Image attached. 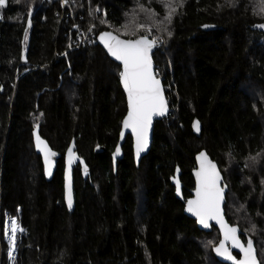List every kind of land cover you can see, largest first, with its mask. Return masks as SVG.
<instances>
[{"label": "trees", "instance_id": "trees-1", "mask_svg": "<svg viewBox=\"0 0 264 264\" xmlns=\"http://www.w3.org/2000/svg\"><path fill=\"white\" fill-rule=\"evenodd\" d=\"M235 2L230 7L226 0H186L170 26L171 37L153 32L164 41L152 58L169 114L154 124L150 151L138 167L127 137L114 170L111 154L126 101L118 65L95 40L104 31H124L133 0H69L72 18L61 0H6L0 8V264H8L2 225L11 218L25 229L11 264H223L203 247L204 240L218 244L219 232L199 231L170 183L178 168L183 198L191 197V173L201 151L229 184L225 217L243 234L244 212L235 218L229 205L232 199L246 205L258 228L248 236L259 255L264 160L258 172H248L245 163L258 153L264 157V29L254 27L264 24V13L260 0ZM97 6L103 11L96 15L115 27L91 19L89 8ZM151 7L159 17L165 14L156 0ZM137 21L151 26L143 13ZM90 23L92 45L68 52L74 25L87 30ZM194 121L201 125L199 135L192 131ZM34 124L61 157L49 182L34 149ZM71 143L87 175L74 169L75 206L69 212L63 157ZM98 147L104 151L95 154Z\"/></svg>", "mask_w": 264, "mask_h": 264}, {"label": "snow or ice", "instance_id": "snow-or-ice-1", "mask_svg": "<svg viewBox=\"0 0 264 264\" xmlns=\"http://www.w3.org/2000/svg\"><path fill=\"white\" fill-rule=\"evenodd\" d=\"M17 3L20 0H16ZM69 0H61V6L64 7ZM134 7L128 12L124 13L126 18L125 23L121 25L124 29L121 32L120 28H116V32H121L120 35H114L112 31H104L99 35V41L103 47L107 50V53L115 61L119 62V79L120 84L123 87L127 96V115L123 120V127L130 129L133 141L134 149L137 157L148 147V131L152 123L154 116H164L168 111L167 100L163 94L161 81L157 78V72L154 70L152 53L153 49L158 47L159 44L164 41L161 40L159 35H154L152 27L156 32L165 34L168 37L172 36L170 26L173 23V19L176 15L180 14L179 10L185 6L186 0H156L165 9V14L159 17L155 10L151 7L152 0H148L147 5L143 0H133ZM226 3L230 7H235V0H226ZM6 6V0H0V8ZM218 7H220L218 5ZM103 10L97 6L95 8H89V16L92 20L99 19L101 24H106L109 27H115L111 25L105 18L97 16V13ZM260 12L264 13V0H260ZM143 13L145 14V20L151 22V26L144 27L143 23L137 21V16ZM32 10L29 9L27 21L28 27H31ZM106 15V13H105ZM28 27L24 29L25 40L28 38ZM79 33V26L74 25ZM95 25H89L88 31L91 32ZM208 28L211 25H203ZM254 27L264 29V24H257ZM143 31L144 34L140 35L139 32ZM121 35H135V39H122ZM79 39V36L77 37ZM21 59H24L23 53ZM38 125L34 124L33 137L37 152H39L43 158L45 175H51V169L53 166V158L57 155L44 139L35 130ZM193 128L195 131H200L199 121L193 122ZM123 136V132L121 133ZM231 147V146H230ZM120 147L116 148L114 153V159L116 155H119ZM261 153L257 156H249L247 160H251L253 164L259 163ZM229 160H232V152L226 153ZM79 159L73 152V147L68 148L67 152V164L71 167L74 160ZM198 168L194 172L196 179V185L194 189V196L188 199L186 202L185 211L195 217L196 222L204 229L209 228V221H215L220 228L221 239L217 245L213 240H206L203 242V247L207 250L211 248L218 257H222L226 261H230L231 264H264V247H260L259 255L257 245L248 236L249 233L255 235L258 232L257 225L251 219L250 214L246 211V205L240 204L237 212H244V215L240 219L244 220L248 227L245 229V235L248 236L247 243H243L238 236V225L230 226L224 218V211L222 205L227 204L229 184L225 181L224 176L221 174L216 163H213L205 152H200L196 157ZM81 164L84 162L81 160ZM245 167L248 164L245 163ZM225 172L228 169H224ZM85 175H87V168H84ZM177 172L179 169L177 168ZM176 183L177 195H181V187L179 180H174ZM249 182H251L249 180ZM261 184L264 185V178L261 179ZM73 193L71 179L68 170L65 171V199L69 209L72 208ZM19 211V209H18ZM261 215V213H257ZM10 231V235H9ZM25 229L20 226L15 218L10 221H5V239L8 240V257L10 260H14V253L17 251V237L22 235ZM264 245V241L261 242ZM231 249H237L240 253V258L237 260L233 256ZM147 255V253H145Z\"/></svg>", "mask_w": 264, "mask_h": 264}, {"label": "water", "instance_id": "water-1", "mask_svg": "<svg viewBox=\"0 0 264 264\" xmlns=\"http://www.w3.org/2000/svg\"><path fill=\"white\" fill-rule=\"evenodd\" d=\"M100 34H101V33H100ZM100 34H99V35H100ZM113 34H114V33H113ZM99 35H98L97 38H96V43H97V45H99V46L101 47V49L106 53V55L108 56V58H109L112 62H114L116 65H119V62H118V61H115L112 57H110V56L108 55L107 50L103 47V45H102V44L100 43V41H99ZM114 35H115V34H114ZM122 39H124V38H122ZM154 51H155V48L153 49L152 57H153ZM23 56H24V55H23ZM21 60H22V59H21ZM22 62H23V63L25 62V56H24V59L22 60ZM153 65H154V62H153ZM154 70H155V67H154ZM157 78H158V77H157ZM158 79H159V78H158ZM160 81H161V80H160ZM119 85H120V87H121V90H122V92H123V94H124L125 101H126V114H125V116H124V118H125L126 115H127V110H128V109H127V96H126V93H125L124 90H123L122 85L120 84V79H119ZM161 86H162L163 94H164V96H165V91H164V86H163V84H162V81H161ZM165 98H166V96H165ZM166 100H167V99H166ZM167 106H168V111H167V113H166L164 116H154V117H153V119H152V123H151V125H150V127H149V131H148V147H147L143 152L140 153L139 157H137V155H136V153H135V149H134V141H133V136H132L131 130H130V129H125V128L123 127V120H124V118L122 119V122H121V129H120V132H119L118 143H117V145H116V147H115L113 153L111 154L112 166H113V169H114V170H116L117 163H118L120 160H122V158H123L122 147H123V145H124L125 140H126L127 137H130V138H131V141H132V150H133V158H134V162H135L136 167H138V165H139L141 159H143V158L149 153V151H150L151 144H152V139H153V128H154V124H155L156 122H158V121H161V120L165 119V118L168 116V114H169V105H168V102H167ZM199 124H200V123H199ZM35 130H36L37 133L39 134V130H38V128H36ZM33 131H34V129H33ZM33 131H32V134H33ZM192 131H193V133H194L195 135H199L200 132H201V125H200V131H199V132L195 131L194 128H193V125H192ZM122 132H123V136H121V133H122ZM33 145H34V149H35L36 154H37L38 156H40V158H41V162H42V165H43V172H44L45 179H46V181L49 182V181L52 180V178H53V176H54V173H55V171H56V167H57V163L61 160V157L57 154V155L53 158V166H52V169H51V175L46 176V175H45V171H44L43 158H42L41 154H40L39 152H37V150H36L35 142H34V137H33ZM118 145H119V147H120V153H119V155H116V156H115V159H114V158H113V157H114V153L116 152V148H117ZM70 146L73 147V152L75 153V155H76L77 157H79L78 154L76 153V147H75L74 143H71ZM70 146H69V147H70ZM69 147H68V148H69ZM103 151H104L103 148L98 147V148L95 149L94 153H95V154H98V153H102ZM67 152H68V149L66 150V152H65V154H64V157H63V163H64V170H63V193H64V204H65L66 208L69 210V212H72L73 209H74V206H75L74 192H73V173H74V169L77 168V167H80L82 174H83L84 176H86V175H85V172H84V168H85L86 166H85V163H83V164L80 163V161H81L82 159L79 157V159L73 161L71 167L69 168V166H68V164H67ZM201 152H202V151H201ZM203 152H205V151H203ZM205 153H206V152H205ZM198 154H199V153H198ZM198 154H197V155H198ZM206 154H207V153H206ZM197 155L195 156L196 167H195V169H194V170L192 171V173H191L195 185H196V179H195V176H194V172H195V170L198 168V163H197V160H196ZM207 156H208V158L212 161V159L210 158V156H209L208 154H207ZM82 161H83V160H82ZM83 162H84V161H83ZM212 162L215 163L214 161H212ZM218 168H219V167H218ZM66 170H68V172H69L70 179H71V185H72V193H73V197H72V199H73V203H72V208H71V209H69V207H68V205H67V202H66V199H65V171H66ZM174 180H179V182H180V170H179V172H177V168H176V170H175V174H174V176L170 179V183H171L172 187L174 188V195H175L176 199L179 200L180 202H182V203L184 204V210H183L184 215H185L186 217H188L189 219L193 220V221L196 223V226H197V228H198L199 231L204 232V233H210V232L212 231V228H215V229H217V231L219 232V235H220V228H219V225H217V224L215 223V221H209V228H208V229H204L201 225H199V224L196 222L195 217H193L190 213H188V212L185 211L186 202H187L188 199L185 200V201L183 200V195H182V184H181V182H180L181 195H179V196L177 195V191H176V183L174 182ZM194 189H195V187H194ZM193 196H194V190L191 192V197H190L189 199L193 198ZM224 206H225V205H222V209H223V211H224ZM224 218H225V221L228 223V221H227V219H226V217H225V211H224ZM228 224H229V223H228ZM229 225H230V224H229ZM230 226H232V225H230ZM238 229H239V228H238ZM238 236H239L240 238H241V237H244L245 240L243 241L242 238H241V240H242L243 243H245V244L247 243V239H248V237H247L245 234H243V233L240 231V229L238 230ZM221 238H222V237H221V235H220V239H221ZM219 241H220V240H219ZM218 244H219V242H218ZM218 244H217V245H218ZM228 247L230 248V250H231L233 256H235L236 259L238 260V259L240 258V253H239V251H238L237 249H231V246H230V245H228ZM212 252H213L214 257L216 258V260H217L218 262L223 263V264H231L230 261H226V260H224L222 257H218V256L215 254V252H214L213 250H212ZM237 256H238V257H237Z\"/></svg>", "mask_w": 264, "mask_h": 264}, {"label": "rangeland", "instance_id": "rangeland-1", "mask_svg": "<svg viewBox=\"0 0 264 264\" xmlns=\"http://www.w3.org/2000/svg\"><path fill=\"white\" fill-rule=\"evenodd\" d=\"M66 5L69 6V8H66V9H68L69 15H70V13H71L72 16H73V12H72V9H71L70 5H69L68 3H67ZM144 27H145V28H148V27H150V26L145 25ZM152 32L156 33L154 27H152ZM154 33H153V34H154ZM138 34L143 35L144 32L141 31V32H139ZM154 35H155V34H154ZM130 37L133 38V39L136 38L135 35H131ZM263 160H264V157L261 156V157L259 158V163H257V164H253V162H251L250 164H248V172H258V171L260 170V168L262 167V162H261V161H263ZM263 194H264V185H263ZM229 208H230V211L233 213L232 215H233L235 218H238L240 215H242L241 212H237V211H236V209L239 208V205H238L233 199L230 200ZM11 219H12V218H11ZM11 219H6V220H7V221H10ZM6 220H5V221H6ZM5 221L3 222V225H2V229H3V230H2V238H3V240L5 239V235H4V233H5ZM243 223H244V226L248 227V225H247V223H246L245 221H244ZM263 237H264V235H263ZM212 240H213V239H212ZM257 240H258V242H259V246H260V247H264V245L261 244V242H262L264 239L261 238V236H260V237L257 238ZM204 241H206V240H204ZM7 244H8V243H7ZM7 246H8V245H7ZM7 253H8V252H7ZM263 258H264V257H263ZM7 261H8V264H11V262L13 261V260H10V259H9L8 254H7Z\"/></svg>", "mask_w": 264, "mask_h": 264}, {"label": "built area", "instance_id": "built-area-1", "mask_svg": "<svg viewBox=\"0 0 264 264\" xmlns=\"http://www.w3.org/2000/svg\"><path fill=\"white\" fill-rule=\"evenodd\" d=\"M66 8H68L67 5L62 7V10L64 11ZM70 18H72L71 13H70ZM78 36H79V39H77ZM93 42H94V34L92 31L89 32L88 29L87 30H80L79 33L77 32L75 37L74 36L72 37L71 34L69 35L68 52H71L75 49H78V48H81L84 46L92 45Z\"/></svg>", "mask_w": 264, "mask_h": 264}, {"label": "bare ground", "instance_id": "bare-ground-1", "mask_svg": "<svg viewBox=\"0 0 264 264\" xmlns=\"http://www.w3.org/2000/svg\"><path fill=\"white\" fill-rule=\"evenodd\" d=\"M69 4V3H68ZM200 153V152H199ZM195 169V168H194ZM183 200H184V198H183ZM185 201V200H184ZM182 203V202H181ZM9 235H10V231H9ZM4 242L5 243H8V240L7 239H4Z\"/></svg>", "mask_w": 264, "mask_h": 264}, {"label": "flooded vegetation", "instance_id": "flooded-vegetation-1", "mask_svg": "<svg viewBox=\"0 0 264 264\" xmlns=\"http://www.w3.org/2000/svg\"><path fill=\"white\" fill-rule=\"evenodd\" d=\"M238 257V256H237Z\"/></svg>", "mask_w": 264, "mask_h": 264}]
</instances>
